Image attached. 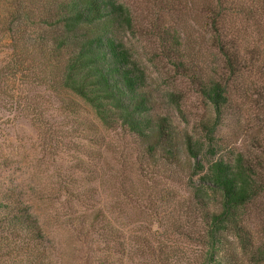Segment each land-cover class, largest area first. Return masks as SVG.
I'll return each instance as SVG.
<instances>
[{
    "label": "rangeland",
    "instance_id": "374dc122",
    "mask_svg": "<svg viewBox=\"0 0 264 264\" xmlns=\"http://www.w3.org/2000/svg\"><path fill=\"white\" fill-rule=\"evenodd\" d=\"M48 1L0 0V71L33 72L32 59L43 53L37 49H45L46 25L36 14ZM116 1L131 17V30L119 39L144 72L153 114L170 123L175 163L148 157L123 130L102 128L87 106L24 85L20 77L7 85L13 101H0V191H11V200L35 216L52 246V264H200L203 230L192 199L199 176L191 172L184 137L201 140L200 124L214 117L201 82H224L217 156L242 155L264 185V20L256 14L228 25L237 64L229 74L211 44L207 4ZM29 104L41 111L42 125L31 120ZM93 210L105 239L82 228L81 217L88 220ZM240 214L241 238L224 237L216 264H264V194Z\"/></svg>",
    "mask_w": 264,
    "mask_h": 264
},
{
    "label": "trees",
    "instance_id": "16d2710c",
    "mask_svg": "<svg viewBox=\"0 0 264 264\" xmlns=\"http://www.w3.org/2000/svg\"><path fill=\"white\" fill-rule=\"evenodd\" d=\"M200 1L208 6L205 10L211 44L216 47L228 73L234 74L237 64L229 53L233 49L230 46L234 44V30L228 25L238 18L249 22L256 14L255 18L264 20V0H252L251 7L244 5V0ZM41 7L42 12L36 15L38 24L46 25L45 49H37L43 53L32 59L31 73L30 69L23 70L26 73L22 75L21 69L12 74L0 71V101H13L7 85L21 77L24 85L44 86L75 107L79 102L87 106L102 128L123 130L136 139L148 157L159 154L173 165L170 123L167 118L153 114L145 93L144 72L119 39L120 33L131 30L128 9L116 0H49L48 8L45 2ZM172 37L176 52L180 37L176 33ZM199 93L211 105L214 117L200 124L201 140L190 135L184 137V149L188 159L193 161L192 174L199 176L200 188H193L192 199L203 230L204 251L200 264H216L224 237L241 238L240 213L264 194V185L242 155L231 159L217 156L214 135L227 101L224 82L208 77L201 82ZM26 108L33 114L31 120L42 125L37 105L29 104ZM203 155L206 156L204 162L198 158ZM4 164V159H0V166ZM1 194L0 264H52L49 251L52 246L27 205L21 208L12 201L11 191H0ZM75 194L80 198V192ZM81 218L86 234L92 233L101 239L108 237L99 226V212L93 210L88 220L85 215Z\"/></svg>",
    "mask_w": 264,
    "mask_h": 264
}]
</instances>
